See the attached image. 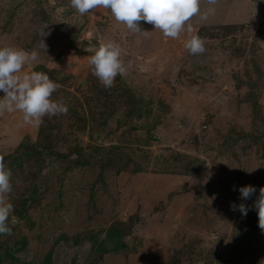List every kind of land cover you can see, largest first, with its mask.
Masks as SVG:
<instances>
[{
    "label": "rangeland",
    "instance_id": "obj_1",
    "mask_svg": "<svg viewBox=\"0 0 264 264\" xmlns=\"http://www.w3.org/2000/svg\"><path fill=\"white\" fill-rule=\"evenodd\" d=\"M200 7L215 14L172 39L103 7L0 0V47L36 51L20 74L45 72L68 107L39 127L0 113L14 205L0 264H264L251 209L264 187V0ZM193 35L203 53L184 47ZM107 41L127 69L110 88L88 60ZM248 185L257 191L241 200ZM241 203L246 216L232 210Z\"/></svg>",
    "mask_w": 264,
    "mask_h": 264
},
{
    "label": "clouds",
    "instance_id": "obj_2",
    "mask_svg": "<svg viewBox=\"0 0 264 264\" xmlns=\"http://www.w3.org/2000/svg\"><path fill=\"white\" fill-rule=\"evenodd\" d=\"M209 5H215L217 0H207ZM71 7L81 16L90 13L98 7L110 9L115 19L126 25L134 33H144L140 21L152 24L162 31L164 36L176 39L186 23L194 16L207 21L215 14V7L201 11V0H70ZM189 30L190 26H189ZM48 35L41 31V43L46 48L43 37ZM184 47L190 54L205 51L204 40L199 35H193L185 40ZM122 50L118 43L107 41L96 48L88 57L92 72L105 88L112 87L118 75L123 76L127 69L121 59ZM38 60L36 51L27 52L13 47H0V91L5 95L0 98V113H23L25 124L39 127L45 116L67 114V105L60 100H53V93L60 85L45 72L32 71L21 75L22 69L29 62ZM11 170L0 158V234L11 233L8 219L14 205L5 202V194L11 193ZM254 186L248 185L239 189L240 199L249 200L256 193ZM233 211H239L246 216L250 210L244 203L231 205ZM256 210L260 229L264 230V187L251 205Z\"/></svg>",
    "mask_w": 264,
    "mask_h": 264
},
{
    "label": "trees",
    "instance_id": "obj_3",
    "mask_svg": "<svg viewBox=\"0 0 264 264\" xmlns=\"http://www.w3.org/2000/svg\"><path fill=\"white\" fill-rule=\"evenodd\" d=\"M258 109H259V102L258 100H255L254 105H253V110H254L255 115L258 113ZM140 118H142V116L141 114H138L137 119H140Z\"/></svg>",
    "mask_w": 264,
    "mask_h": 264
}]
</instances>
